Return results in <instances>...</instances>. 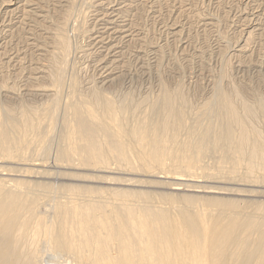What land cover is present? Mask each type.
Wrapping results in <instances>:
<instances>
[{"label":"rangeland","instance_id":"obj_1","mask_svg":"<svg viewBox=\"0 0 264 264\" xmlns=\"http://www.w3.org/2000/svg\"><path fill=\"white\" fill-rule=\"evenodd\" d=\"M108 1L122 3L114 6V10L125 17L127 24H108V31H102L107 32L104 37L108 39L97 44L99 40L94 41L96 20L99 17L106 21L117 18L96 16L93 12L96 0H93L94 3L91 0H0V129L6 126L10 136L19 139V143L22 142V145L12 147L15 150L11 149L12 157L3 156V150L0 152V192L12 187L33 188L35 182L52 184L53 191L61 195H68L66 190L73 187L84 188L103 196H110L115 190L133 191L138 194L137 200L140 197L138 201L142 207L150 206L154 211L171 213L174 227L181 229L178 235L173 234L172 239L178 241L180 238L177 243L186 246L180 250L181 253L187 250V253H183L184 256L181 254L180 259L183 258V261L184 257L187 258V263L190 262L188 259H197L200 255L196 253L197 248L211 245L215 241V245L219 242L218 245L228 250L232 244L231 238L228 241V234L234 232V228L237 231V224L233 222V228L231 220H234L238 211L254 212L256 219L264 223V175L257 171L250 174L247 164L240 157H247L248 150L239 156L235 146L227 157L221 151L210 153L209 150V153L205 151L196 158L191 152L187 155L185 153V157L184 151H192V141L195 139L187 129L191 130L198 124L196 126L203 130L212 121L215 122L211 106L223 96V100L232 103L250 126L264 134V0H126V4L125 0ZM101 2L107 3V0H99L95 5ZM105 7L109 6L102 8L104 14H110L111 12L106 13ZM124 24L133 28V36L115 33V30L121 29L119 25ZM65 39L67 44L62 41ZM57 45H61V48ZM115 47L120 49L113 51ZM61 50H65L64 54ZM115 60L117 71L109 78L115 83L101 84L98 77L102 71L98 64L103 61V67L106 66L104 63ZM95 91L99 94L95 95ZM164 91L171 92L179 103L182 99L187 101L184 116L188 127L180 131L177 140H173L172 135L165 139L166 158L161 162L147 164L145 160H140L137 153L139 149H149H142L137 144V139L134 144L132 140L135 139L128 143L130 138L122 134L127 135L130 128L137 127L139 123L146 128L149 117L150 121L156 120L153 105L157 101L161 102ZM95 98L98 106L94 102ZM88 100L94 102L95 108L92 103L91 107L87 105ZM102 100L117 104L118 110L113 115H120H112L115 119L108 116L104 112L106 105ZM124 100L127 102H122ZM77 106L82 107L84 114L81 112V116L85 119L91 121L93 117L91 122L104 121V116H108L112 120L108 124H112L113 128L111 126L110 129H113V133L124 131L121 135L118 134L119 139L122 137L119 141H127V146H131L129 150L134 149L130 150L127 162L122 163L117 158L115 151L109 149V143L106 144L109 138L101 135L104 137L101 138L103 147L110 151V159L102 165L83 163L78 152L82 142L80 137H76L75 130L74 110ZM245 106L253 110L252 116L247 114ZM94 109L100 120L94 118ZM129 111L130 113H126ZM154 111L159 112L160 106H156ZM27 118L35 122L33 126L36 130L32 128L30 131L27 128ZM127 119L130 121L127 122ZM120 121H124L127 126H120ZM130 122L134 126L131 124L128 128ZM10 124L15 131L23 130V133L18 131V134L12 130ZM121 127L123 131L119 129ZM5 128L3 129L6 130ZM200 128L199 131H202ZM115 133L112 134L113 137ZM17 134L23 137L20 139ZM115 140L118 141V138ZM136 144L139 149L134 147ZM64 151L70 157L64 158ZM181 153L183 158L180 157ZM58 205L54 204L53 210ZM181 213H184V218ZM220 213L221 216H218ZM175 216H178V220L181 217L182 223L177 220V224ZM238 217L240 221L242 216ZM180 223L188 225L189 229L182 227ZM194 226H197L199 233L201 231L200 240L190 234V227ZM210 231L220 234L221 236H217L220 240L208 233ZM189 237L193 245L189 244ZM185 239L186 243L183 241L181 245ZM190 246L195 247L196 251ZM219 257L220 255L216 259L218 264L223 259V256L221 260ZM42 261L43 264H67L65 257L48 250L42 253ZM198 262L208 264L209 259L201 258Z\"/></svg>","mask_w":264,"mask_h":264},{"label":"bare ground","instance_id":"obj_2","mask_svg":"<svg viewBox=\"0 0 264 264\" xmlns=\"http://www.w3.org/2000/svg\"><path fill=\"white\" fill-rule=\"evenodd\" d=\"M98 1L99 0H96V2ZM92 2L93 0H91V3ZM108 2L109 1L107 0V3L101 2L96 5L93 2L94 3L93 8H95L93 12L96 14V16L102 15L103 17L117 18L112 21H109V20L106 21L105 18L99 17L101 19L98 18V20H96L95 28H94L95 29L94 36H96V38L94 39V41L99 40L98 43L96 42L97 44H102L106 39H108V37L106 38L104 37L105 34H107V32H102L105 30L108 31L109 29L107 28L108 24L116 25V24H119L118 22L126 23L125 17L121 16L119 11L118 13H116L117 11L114 10V6H119L120 4L122 5V3H108ZM125 4H126V0H125ZM104 6H109V7L111 6V8L105 7V9L107 10L106 13L111 12L110 14L108 13L106 15L104 14L103 12ZM68 11L70 12V10ZM84 13H86V11ZM129 26L125 24L124 26L119 25V28L121 29L115 30V33L116 34L120 33L124 35L125 33H128L130 35L127 37L133 36L135 31H132L131 33V30H133V28H129ZM122 29L123 30L126 29V30L123 31ZM64 38L66 37L64 36ZM121 40H122V37H121ZM62 41L65 42V43L63 42L64 44H67L66 39ZM120 47L118 48L115 47L113 51H115L116 49L119 50ZM64 48L66 50L68 49L66 47ZM110 49L111 48H109V51ZM64 51L61 50L62 53ZM66 57H68V55ZM116 61L117 60H115V62H110L108 64L104 63L106 64V66H103V67H102L103 61H101L100 64H98V66L101 68L100 71H102L100 72L99 77H98L101 81L100 82L101 84L105 85L108 83L109 84L115 83V81L112 83L113 79L109 80V78L114 72L117 71ZM56 67L57 66H55V68ZM34 74H35V71H34ZM111 86H114V85H111ZM102 92H100V94H102ZM171 92L170 93L165 92V95L162 97L163 99L161 100V102L157 101L156 104L153 103L155 105L152 104L153 105V115L157 117V118L155 117L156 120L150 121V117L148 118L146 115V118L149 119L146 128L141 127L140 123H139L140 125L138 124L137 127L135 126L134 128H132L131 124L132 122L135 121L134 120L130 122V126L128 128L131 127L130 128L131 130L127 132V135L125 133L122 134L126 138L127 136L130 138V140H127L125 138L128 141V143H130L129 141H131V139H135V140H132L134 144V141H136L137 139V144H140L142 146V149L143 148L146 150L149 149L148 151L144 150L145 151L144 152L143 150L139 149L140 147H138L137 144L134 145V147L137 146L138 147L137 149H139L140 151V152L138 151L137 153L138 156H140L139 158H141L140 160H143V161L145 160L147 164L149 162H161L167 152L166 148L164 147V143H166L165 139H167L170 135H172L173 140L175 139L177 140L176 137L178 136L180 131L185 130L186 127H188V124L185 125V122L187 121V119L185 121V116H184V113H186L185 105L187 104V101L185 99H182L181 103H179L177 101V97L171 94ZM219 93L221 92L219 91ZM94 94L98 95L99 93H96L95 91ZM100 98L102 99V97ZM106 98L110 99V97L108 98V96H106ZM96 100L97 99L95 98V101H94L95 103H96ZM111 100H114V99L111 98ZM89 101L90 100H88V102ZM102 101H100V103ZM125 101L126 100L122 102L126 103L127 101L126 102ZM130 101L133 102L132 100ZM86 102H84V105ZM105 102L103 101V103L106 105L105 106L103 104L105 106L104 112L108 116H112L113 113L118 110L117 109L118 106L117 104H115L114 101L113 102L115 105L111 103L112 101H107V104ZM90 103H92V101L87 103V105L89 104L90 106ZM93 105H94L93 108H95V104ZM78 106L80 107V105ZM78 106L74 110V113H75L74 120H76L75 123L77 127L75 129L77 132L76 137H80L79 139L82 142L81 144L79 143L80 145L78 147V152H80V154L79 153L78 154L79 156L81 155L83 163L85 165H91V164L102 165L104 163H107V159L110 157L109 156L110 151H107L106 149L108 148H106L105 146L104 147L106 149L103 147L101 138H104V137H102L101 135H105L106 136L105 138L107 137L109 138V139L107 138L108 139L107 142L106 141L104 142H106V144L109 143V147H110L109 149L115 151V153L117 154L116 155L117 158L120 159L121 162L123 161L122 163H124L125 161L127 162L126 160L127 157L128 156L130 157V152H131L130 150L134 151V149L131 148L129 150L131 146L130 147L127 146L129 145L127 141L125 142L119 141L120 139L122 140V137L119 139V136L121 135V133L124 132L123 128L122 127L119 128V129H122L123 131L121 133H119L118 131H117L118 133H115L116 131H114L116 135L113 137L112 136V134H114L112 131L113 129L112 130L110 129L112 124L111 125L108 124V121H110L109 123L112 122V120H110L111 117L104 116V119H103L104 121H101L100 118H98L99 116L96 117L97 115L95 114L97 113V110L94 109L96 112L93 110L94 112L92 114H94L93 115L94 118L96 117L100 121L95 120V122H91L93 117L92 118L88 117V118H91V121L82 117L81 116V112H83L81 110L82 107L79 108ZM156 106H160L159 112L154 111ZM211 108H213L214 110V114L216 117L215 122L212 121L211 125L209 124V126L203 127L205 128L203 130L202 128L196 126L198 124H195L196 127L193 126L194 128H192L191 130L190 128L187 129L190 131L189 135L190 136L192 135V138L195 137V139L194 141H192L194 142L192 151L191 150L184 151V155L185 153L187 155V153L191 152L190 154H192V156L196 158L201 153L203 154L205 151L208 152L209 150L210 153L221 151L224 157H227V155L230 153L231 148L233 147L234 149V146H235V151L237 154H239V156L244 155L245 151L248 150L247 157H244V156H240V157L243 159L242 161L247 164L246 167L248 168L249 173L252 174L253 172L257 171V172H261L264 175V134L259 133V131L256 128L250 126L247 123L246 118L241 116L237 112L235 106L232 103L225 101V99L223 100V96L219 100L216 99V101L214 102L213 106H211ZM127 110H124V111H127ZM245 111L250 116L253 115V110L249 106H245ZM26 113H28V111ZM30 113L32 114V112ZM118 113H120V111ZM126 113H130V111ZM122 114L123 113L121 112V115ZM25 115H28V114H25ZM118 115L114 114L113 116H118ZM211 115H212V109H211ZM31 118L32 117H30V119ZM151 118L154 119V117H151ZM30 119L28 120L27 128L31 131V129L34 128L33 126L34 121L32 122V120ZM123 119H125V117ZM117 120H119V118ZM128 120L129 119H127V122ZM140 121L142 122L143 120H139V122ZM146 122L147 121L145 120V123ZM116 123H118V121H116ZM116 123H115V128H116ZM119 123H121L120 126H122V124L124 125L125 122L123 121L122 123L120 121ZM137 123H138V119H137ZM11 125L12 124H10L9 126ZM23 125H26V124H23ZM126 126L124 125V127ZM11 127H13V125ZM3 128L1 127L3 131L0 129L1 130L0 131V152L3 150L2 152L3 156L12 157L13 155L12 152L13 151L15 152V150L12 149V147L18 146L22 142L19 143L20 141L19 139L18 140L16 138L13 139L12 135L10 136L11 133L9 134L10 131H7L6 128H5L6 130H4ZM117 128H118V125H117ZM198 128H200L202 131H199ZM12 130H14V127ZM29 130L26 129V132L27 131L29 132ZM35 130H32V131H35ZM18 131L23 133L22 132L23 130L22 131L17 130L15 132L20 134ZM31 133L33 134V132ZM24 134H21V135H24ZM28 135H30V133ZM70 135L71 134H69V136ZM19 136L20 135H18V137ZM21 137L23 136H20V139ZM115 138L116 139L118 138V141L115 140ZM24 139L26 140L27 138H24ZM63 153H65V151ZM186 155L185 157H187ZM182 156L183 154L180 157ZM68 157H70L68 153H65L64 158H68ZM33 185H34L33 188L29 186H25L22 189H16V188L14 189L12 187V189L9 188L8 190L0 192V264H43L42 253L45 250H48L52 253L59 254L65 257L67 264H184L183 262H186L185 261L187 259L186 257H184L185 258L184 261H183V258L180 259L181 254L183 255L185 251H186L185 253H187V250L185 249L183 253H181L180 251L182 247L186 248V246L184 244L183 246H180V243L179 244L177 243L179 242V240H181L180 238H178L179 239L178 241L177 240L173 241L172 239L174 238L175 234L178 235V233L181 232V229H179L180 230L179 232L178 228L176 229V227H174L175 222L172 221L173 219L171 217V213L168 211H154V209L151 208L150 206L142 207L138 201L140 197L138 196V200H137L138 194L136 195L133 191L130 192V191H124V190H119V191L115 190L110 196H103V195L96 194L93 191L88 192L84 188L76 189V187L75 188L73 187V188H70L69 191L66 190L68 192V195H61L60 193H56L53 191L54 187H52V184L35 182L33 183ZM217 189L220 190L219 188ZM217 189H215V191ZM54 204H59V205L55 207L53 210ZM188 213H191V212L189 211ZM253 213L254 212L245 213L244 211H241V212L238 211L236 213L237 215L234 217V220H231L232 223L234 222L235 224H237V231L234 228L235 227L234 223L233 225L231 224L232 227L234 226L233 230H235L236 232L234 231L228 234L229 235L228 241H230V238L232 239L231 247L228 250H226L223 246L218 245L219 242L215 245L216 241L215 243L205 246V247L201 245L202 247L199 246L196 252L197 254H200L199 256L197 255L198 258L194 260L188 259V261L190 262L188 263L186 262V263L187 264H200L198 261H200L201 258H208L209 259L208 264H216L217 263L216 259H218L217 257L220 255L219 259L221 258V256H223V259L222 260L220 259L221 260L220 264H264V223L258 221V219H256V216L253 215ZM259 213L261 214V212ZM221 214L222 213H220L218 216H221ZM181 215L180 216L184 218L183 216L184 213H181ZM238 216H242V219H241L242 221L239 219L241 223H239L240 221H238V218H239ZM175 217H176V223L178 224L177 222L178 216H175ZM172 222H174L173 225H172ZM183 224H181L182 227H185L186 225L183 226ZM197 229H198L197 226L196 228L194 226V227H190L191 232L189 230L188 231L190 232V234L192 233L196 239L200 240V238L202 237L200 235L201 231L199 233ZM184 230H182L183 233H184ZM208 233L214 234L213 231H210ZM222 233L224 234V232ZM179 235L181 237V234ZM186 235L184 234L185 238H186ZM214 235L216 239L219 236H221L220 234L218 235L214 234ZM187 239L182 240L181 245L183 241L184 243H186ZM189 241H190V237H189L188 242ZM224 241H225V238H224ZM191 243L193 245L192 241H190L189 244ZM195 247L194 248L191 247V248L195 249ZM189 256H190V252H189Z\"/></svg>","mask_w":264,"mask_h":264}]
</instances>
